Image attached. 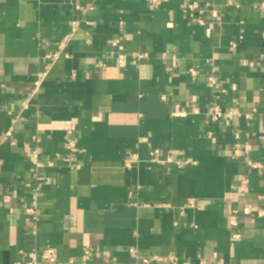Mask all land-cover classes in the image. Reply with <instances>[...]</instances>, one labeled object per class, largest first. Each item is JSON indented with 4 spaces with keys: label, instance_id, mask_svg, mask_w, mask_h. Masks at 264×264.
<instances>
[{
    "label": "crops",
    "instance_id": "obj_1",
    "mask_svg": "<svg viewBox=\"0 0 264 264\" xmlns=\"http://www.w3.org/2000/svg\"><path fill=\"white\" fill-rule=\"evenodd\" d=\"M47 248L264 264V0H0V264Z\"/></svg>",
    "mask_w": 264,
    "mask_h": 264
},
{
    "label": "built area",
    "instance_id": "obj_2",
    "mask_svg": "<svg viewBox=\"0 0 264 264\" xmlns=\"http://www.w3.org/2000/svg\"><path fill=\"white\" fill-rule=\"evenodd\" d=\"M153 2H158L159 0H152ZM198 10V4L196 1H191L187 4V12L189 14V16L191 18H193L194 16V13L197 12ZM212 16L214 18H218L219 17V14H218V11H213L212 12ZM73 25V30L72 32H75L77 26H78V22H73L72 23ZM71 37H72V34H67L66 36H64L63 40L61 41L60 45H59V48L61 49V51H63L66 46L68 45L69 41L71 40ZM113 46L118 48L119 51L121 52L119 55H118V64L120 67H126L128 65V58L129 56L127 54H124L122 51H123V47L120 43L119 40H115L113 42ZM63 53V52H62ZM60 55V52H56L54 53L53 55H51L53 58H58ZM132 55V63L133 64H136L139 60L141 59H146L147 58V55L146 54H131ZM191 74L192 75H195L196 72L194 70H191ZM39 82L36 83V86L38 87L39 86ZM216 84V80H215V76L212 74L209 78V85L211 87H213L214 85ZM197 112V111H195ZM211 113H212V116L215 120H219V119H232L234 116L238 115L239 112L237 111V109L233 108L231 109L229 112H222V110L217 106V105H214L213 108H211ZM75 144L74 142H68L67 145H66V150L70 153V154H73L75 152ZM30 162L32 163V165H34V167L38 170L42 167H44V164L40 161L39 159V155H38V152L37 151H34L30 157ZM51 165V163H50ZM255 167H258L259 165L258 164H255L254 165ZM195 202L193 201H190L189 202V205L192 207V206H195L194 204ZM29 212H34V210L32 209H29L28 210ZM130 253L131 255L133 256H136L137 255V252L135 249H131L130 250ZM91 251L88 250L86 253H85V256H84V261H87L89 260V258L91 257ZM57 250L55 248H47L45 250H43L41 253L33 250L32 252L29 253V262L27 264H40V263H46V264H56L57 262ZM154 261H157V262H161V261H168L172 264H174L177 260L175 257H169V258H163L161 256H152V257H145L143 258L142 262L144 264H150Z\"/></svg>",
    "mask_w": 264,
    "mask_h": 264
}]
</instances>
